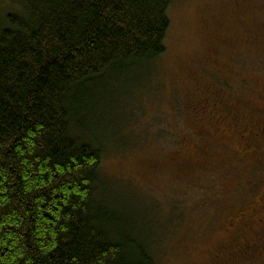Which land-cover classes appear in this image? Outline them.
I'll list each match as a JSON object with an SVG mask.
<instances>
[{"label":"rangeland","instance_id":"1","mask_svg":"<svg viewBox=\"0 0 264 264\" xmlns=\"http://www.w3.org/2000/svg\"><path fill=\"white\" fill-rule=\"evenodd\" d=\"M17 8L0 0V28ZM168 18L148 73L112 70L92 87L125 98H95L102 122L83 116L84 133L115 145L101 193L158 264H264V163L239 154L237 135L264 95V0H174Z\"/></svg>","mask_w":264,"mask_h":264},{"label":"trees","instance_id":"2","mask_svg":"<svg viewBox=\"0 0 264 264\" xmlns=\"http://www.w3.org/2000/svg\"><path fill=\"white\" fill-rule=\"evenodd\" d=\"M20 2L0 28V264H158L101 193L115 145L83 116L125 99L92 88L107 73L161 58L174 0Z\"/></svg>","mask_w":264,"mask_h":264},{"label":"flooded vegetation","instance_id":"3","mask_svg":"<svg viewBox=\"0 0 264 264\" xmlns=\"http://www.w3.org/2000/svg\"><path fill=\"white\" fill-rule=\"evenodd\" d=\"M264 95L259 96L258 105L261 106V109H258L253 112V123L250 124L249 128H245L243 131H239L237 133L239 139L242 141L244 145L239 152L244 154L251 153L253 157V163L255 167H258L259 163H264V99H262ZM260 203L257 204L256 210L254 211V215L257 214V210L262 217L258 219L259 223L264 222V193L263 197L260 198ZM254 210V209H253ZM257 217V216H256ZM245 214H239L238 220L245 221Z\"/></svg>","mask_w":264,"mask_h":264}]
</instances>
